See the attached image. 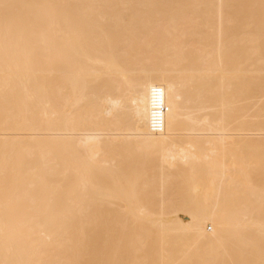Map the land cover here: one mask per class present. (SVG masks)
Here are the masks:
<instances>
[{
  "label": "bare ground",
  "instance_id": "6f19581e",
  "mask_svg": "<svg viewBox=\"0 0 264 264\" xmlns=\"http://www.w3.org/2000/svg\"><path fill=\"white\" fill-rule=\"evenodd\" d=\"M0 264H264V0H0Z\"/></svg>",
  "mask_w": 264,
  "mask_h": 264
},
{
  "label": "built area",
  "instance_id": "2783aa9c",
  "mask_svg": "<svg viewBox=\"0 0 264 264\" xmlns=\"http://www.w3.org/2000/svg\"><path fill=\"white\" fill-rule=\"evenodd\" d=\"M157 131H160L162 129L161 123L158 124V126H156Z\"/></svg>",
  "mask_w": 264,
  "mask_h": 264
},
{
  "label": "rangeland",
  "instance_id": "374dc122",
  "mask_svg": "<svg viewBox=\"0 0 264 264\" xmlns=\"http://www.w3.org/2000/svg\"><path fill=\"white\" fill-rule=\"evenodd\" d=\"M211 229V228H210ZM209 228H208V230H210Z\"/></svg>",
  "mask_w": 264,
  "mask_h": 264
}]
</instances>
